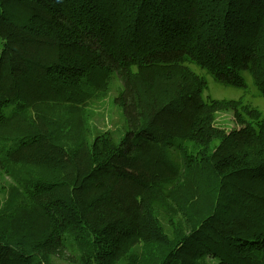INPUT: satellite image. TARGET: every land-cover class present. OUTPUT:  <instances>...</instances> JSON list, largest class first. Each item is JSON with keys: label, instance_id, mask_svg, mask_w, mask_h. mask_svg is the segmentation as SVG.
<instances>
[{"label": "trees", "instance_id": "trees-1", "mask_svg": "<svg viewBox=\"0 0 264 264\" xmlns=\"http://www.w3.org/2000/svg\"><path fill=\"white\" fill-rule=\"evenodd\" d=\"M0 37V264H264V110L205 96L264 97V0H0Z\"/></svg>", "mask_w": 264, "mask_h": 264}, {"label": "rangeland", "instance_id": "rangeland-1", "mask_svg": "<svg viewBox=\"0 0 264 264\" xmlns=\"http://www.w3.org/2000/svg\"><path fill=\"white\" fill-rule=\"evenodd\" d=\"M2 49V39L0 37V52ZM209 88L205 96H212L213 98L219 99H235L238 100L241 97H245L246 100L250 101L254 106L264 110V97L261 93L253 86L250 87L247 93L243 90L224 86L217 82L212 76H208ZM111 89L98 99H95L90 104L91 111V125L101 131L111 130L115 131L117 135L121 133L124 127V112L115 103L116 81L114 80L111 85ZM217 126L230 131L232 128L238 126L235 121L233 111H221L217 113Z\"/></svg>", "mask_w": 264, "mask_h": 264}]
</instances>
